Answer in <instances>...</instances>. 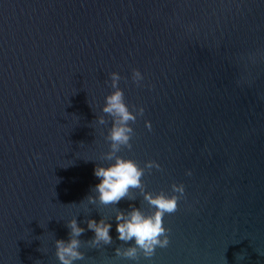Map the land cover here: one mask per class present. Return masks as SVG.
Wrapping results in <instances>:
<instances>
[{"label":"water","instance_id":"1","mask_svg":"<svg viewBox=\"0 0 264 264\" xmlns=\"http://www.w3.org/2000/svg\"><path fill=\"white\" fill-rule=\"evenodd\" d=\"M116 90L134 119L113 151ZM109 153L142 175L101 204ZM157 193L167 246L116 255L117 212ZM71 220V264H264V0H0V264H61Z\"/></svg>","mask_w":264,"mask_h":264},{"label":"clouds","instance_id":"2","mask_svg":"<svg viewBox=\"0 0 264 264\" xmlns=\"http://www.w3.org/2000/svg\"><path fill=\"white\" fill-rule=\"evenodd\" d=\"M102 111L115 118L113 127L108 134L112 149L115 151L118 145L127 143L131 131L127 127V121L134 119V117L123 103L122 93L119 90L105 97V106ZM106 159L112 160V163L107 167L96 166L93 168V175L98 178V183L94 185L97 193L96 199L101 204L115 203L127 194L129 187H139L140 176L142 175L141 170L130 159L113 158L112 153H109ZM174 190L181 191L178 187ZM145 200L154 209L150 215H145L136 208H132L126 215L117 212L115 217L117 239L132 240L134 247H129L123 252L120 249H115L116 255L131 258L135 255L136 248H139L147 257L153 253L156 247L167 246L166 230L162 226L161 218L165 213L175 211L176 197L166 196L163 193H157L155 196L145 194ZM110 227L111 225L104 221L89 220L88 228L94 234L92 243H109L111 240L108 234ZM68 228L70 229V239L67 242L56 241V255L61 264H71L72 260L80 258V253L76 251L79 242L75 237L83 230L77 227L75 220L68 222Z\"/></svg>","mask_w":264,"mask_h":264}]
</instances>
